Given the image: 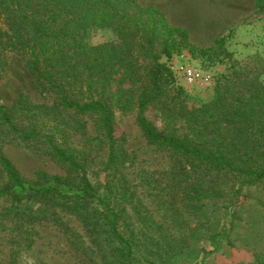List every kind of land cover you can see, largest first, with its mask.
Wrapping results in <instances>:
<instances>
[{
  "label": "trees",
  "instance_id": "obj_1",
  "mask_svg": "<svg viewBox=\"0 0 264 264\" xmlns=\"http://www.w3.org/2000/svg\"><path fill=\"white\" fill-rule=\"evenodd\" d=\"M254 8L263 11L264 0H254ZM0 20L6 24L0 27V56L18 52L37 84L58 95L54 105L29 104L20 96L15 110L0 106V128L4 127L0 145L7 141L4 136L14 134L80 173L84 194L76 197V203L89 198L101 204L108 232L117 242V260L133 261L134 251L132 233L128 236L120 229L123 201L130 197L122 170L129 158L115 135L113 106L129 108L135 102L133 97L114 94L118 73L136 96L137 122L148 143L206 163L218 173H231L240 180L238 195L264 180V83L259 77L264 74V59L255 55L237 62L225 48L228 35L218 36L209 47L198 46L186 28L171 24L156 6L137 0H0ZM96 26L112 29L117 38L92 44L89 31ZM185 51L193 58L231 61L226 73L217 78L214 74V94L208 102L189 104L168 63ZM149 106L158 107L170 122L184 120L193 136L160 132L145 114ZM83 116L95 121L97 138L107 148L97 173L88 169L86 157L76 148L60 141L69 135L71 123ZM0 164L8 177L0 186V197L61 203L57 199L75 195L56 186L17 191L14 186L23 185L17 168L2 154ZM96 176L101 180L94 185ZM86 221L92 223L90 216Z\"/></svg>",
  "mask_w": 264,
  "mask_h": 264
},
{
  "label": "rangeland",
  "instance_id": "obj_2",
  "mask_svg": "<svg viewBox=\"0 0 264 264\" xmlns=\"http://www.w3.org/2000/svg\"><path fill=\"white\" fill-rule=\"evenodd\" d=\"M137 1L144 5L154 0ZM241 2L246 15L225 34V48L239 63L255 55L264 59V10L257 13L254 0ZM5 26L0 20V27ZM88 38L98 45L117 36L112 29L96 26ZM184 54L216 78L231 64L230 59L221 62L193 58L188 51ZM259 77L264 83V74ZM180 85L189 104L208 102L214 94V84ZM112 90L135 98L129 108L113 106L115 135L129 158L122 170L130 197L123 201L126 209L120 229L132 233L133 261L117 260V242L108 232L101 204L89 198L76 203V197L84 194L81 174L60 164L45 149L9 134L3 137L7 141L0 145V154L22 178L23 185L14 186L17 191L56 186L75 195L57 199L61 203L49 198L0 197V264H264V180L244 187L241 196L236 192L240 180L231 173H218L206 163L148 143L137 122L136 96L121 73ZM20 96L29 104L54 105L58 100L57 94L37 84L18 52L6 51L0 56V106L15 110ZM145 114L160 132L194 134L184 120L170 122L158 107L149 106ZM81 120L71 123L69 135L60 141L76 148L86 157L88 169L97 173L104 166L107 148L97 138L95 121L88 116ZM99 179L92 177L94 185ZM101 179L105 180L104 175ZM7 180L0 164V186Z\"/></svg>",
  "mask_w": 264,
  "mask_h": 264
},
{
  "label": "crops",
  "instance_id": "obj_3",
  "mask_svg": "<svg viewBox=\"0 0 264 264\" xmlns=\"http://www.w3.org/2000/svg\"><path fill=\"white\" fill-rule=\"evenodd\" d=\"M148 5L160 9L171 24L186 28L191 41L202 47L211 46L246 15L241 0H154L143 6Z\"/></svg>",
  "mask_w": 264,
  "mask_h": 264
},
{
  "label": "built area",
  "instance_id": "obj_4",
  "mask_svg": "<svg viewBox=\"0 0 264 264\" xmlns=\"http://www.w3.org/2000/svg\"><path fill=\"white\" fill-rule=\"evenodd\" d=\"M168 63L179 83L186 82L205 86L213 84L214 74L201 66L191 63L185 54L173 57Z\"/></svg>",
  "mask_w": 264,
  "mask_h": 264
}]
</instances>
